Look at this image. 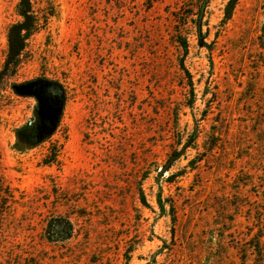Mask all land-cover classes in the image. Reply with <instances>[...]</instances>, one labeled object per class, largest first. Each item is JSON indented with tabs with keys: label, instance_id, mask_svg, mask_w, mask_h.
Here are the masks:
<instances>
[{
	"label": "rangeland",
	"instance_id": "rangeland-1",
	"mask_svg": "<svg viewBox=\"0 0 264 264\" xmlns=\"http://www.w3.org/2000/svg\"><path fill=\"white\" fill-rule=\"evenodd\" d=\"M31 3L18 80L64 86L67 139L14 150L56 87L0 100V264H264V0Z\"/></svg>",
	"mask_w": 264,
	"mask_h": 264
},
{
	"label": "trees",
	"instance_id": "trees-1",
	"mask_svg": "<svg viewBox=\"0 0 264 264\" xmlns=\"http://www.w3.org/2000/svg\"><path fill=\"white\" fill-rule=\"evenodd\" d=\"M31 4V0H21L18 14L22 20L13 25L8 32V48L5 61L0 69V100L16 97L35 98L41 102L46 87H56L60 91L59 96L46 107L39 103L34 119L17 131V143L14 145V150L19 153L38 147L45 148L42 164L52 167L60 165L59 158L63 149L61 140L67 139L63 118L68 97L64 86L45 77L30 81L18 80L28 42L39 29V19L35 16ZM186 44L185 42V46ZM190 86L193 90L192 81H190ZM62 222L67 221L55 219L48 223L46 233L50 242L59 241L58 237L61 238L62 232L58 229L61 228L60 223ZM53 236H56L57 240H53ZM258 247H260V242H258Z\"/></svg>",
	"mask_w": 264,
	"mask_h": 264
}]
</instances>
